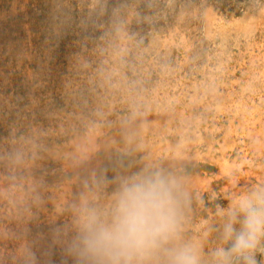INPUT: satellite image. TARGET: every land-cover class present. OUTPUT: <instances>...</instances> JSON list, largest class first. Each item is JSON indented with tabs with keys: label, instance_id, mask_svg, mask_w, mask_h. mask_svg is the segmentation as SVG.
Here are the masks:
<instances>
[{
	"label": "rangeland",
	"instance_id": "rangeland-1",
	"mask_svg": "<svg viewBox=\"0 0 264 264\" xmlns=\"http://www.w3.org/2000/svg\"><path fill=\"white\" fill-rule=\"evenodd\" d=\"M141 170L180 181L177 242L212 264L218 206L264 183V0H0L3 264H72V205Z\"/></svg>",
	"mask_w": 264,
	"mask_h": 264
},
{
	"label": "clouds",
	"instance_id": "clouds-1",
	"mask_svg": "<svg viewBox=\"0 0 264 264\" xmlns=\"http://www.w3.org/2000/svg\"><path fill=\"white\" fill-rule=\"evenodd\" d=\"M186 198L176 177L141 170L119 178L107 212L88 201L72 205V224L57 227L53 240L72 264H202L198 246L177 242ZM209 232L218 241L212 264H264V183L218 206ZM18 257L36 264L31 244L11 258Z\"/></svg>",
	"mask_w": 264,
	"mask_h": 264
},
{
	"label": "bare ground",
	"instance_id": "bare-ground-1",
	"mask_svg": "<svg viewBox=\"0 0 264 264\" xmlns=\"http://www.w3.org/2000/svg\"><path fill=\"white\" fill-rule=\"evenodd\" d=\"M262 170V169H261Z\"/></svg>",
	"mask_w": 264,
	"mask_h": 264
}]
</instances>
